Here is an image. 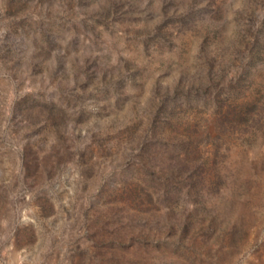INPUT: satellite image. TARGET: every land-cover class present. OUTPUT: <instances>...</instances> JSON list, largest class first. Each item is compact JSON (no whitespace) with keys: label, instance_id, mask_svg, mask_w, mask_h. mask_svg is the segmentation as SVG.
<instances>
[{"label":"rangeland","instance_id":"rangeland-1","mask_svg":"<svg viewBox=\"0 0 264 264\" xmlns=\"http://www.w3.org/2000/svg\"><path fill=\"white\" fill-rule=\"evenodd\" d=\"M0 264H264V0H0Z\"/></svg>","mask_w":264,"mask_h":264}]
</instances>
